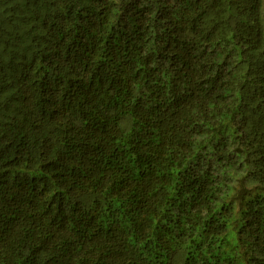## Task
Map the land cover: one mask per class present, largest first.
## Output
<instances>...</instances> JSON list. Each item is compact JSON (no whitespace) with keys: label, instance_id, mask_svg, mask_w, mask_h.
<instances>
[{"label":"trees","instance_id":"16d2710c","mask_svg":"<svg viewBox=\"0 0 264 264\" xmlns=\"http://www.w3.org/2000/svg\"><path fill=\"white\" fill-rule=\"evenodd\" d=\"M0 264H264V0H0Z\"/></svg>","mask_w":264,"mask_h":264}]
</instances>
